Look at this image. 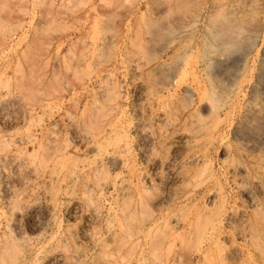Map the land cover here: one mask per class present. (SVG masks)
Returning <instances> with one entry per match:
<instances>
[{"label": "rangeland", "instance_id": "rangeland-1", "mask_svg": "<svg viewBox=\"0 0 264 264\" xmlns=\"http://www.w3.org/2000/svg\"><path fill=\"white\" fill-rule=\"evenodd\" d=\"M175 1L178 3H176ZM217 1H215V0H206V1H204V0H0V97H1L0 98V114H1L0 115V129H2V130H0V133H1V136L3 137L4 141L6 142V144L9 146L17 145L20 147H22V144H23V147H24V142L23 141L20 142V140L23 138H28L30 135H31L30 138H33V137L35 138V136H36L37 140L40 139L39 141H43L44 143H46L45 142L46 137L49 138L51 135V132H53L51 135V136H53V137H51L53 139L54 135L56 137V134H54V133H56V131H57L56 130L57 125L58 126L61 125L60 119L64 115L62 112V109H65V108H67V109H65V111L67 110V111H69V113H75V118L80 123L88 122V121L92 120L94 114L96 115V113L98 112V110L96 109V106L93 102V99H92L94 96V93H93L94 88L96 89V90L94 89L95 92L98 91L99 89H101V90L103 89L104 91H107V93H108V91L111 90L114 94L115 93L121 94V96L123 97V101H124L125 105L128 106V109L132 113V116H133L134 113L132 111L134 109L133 108L134 105L140 103L141 97L143 98V96L141 95V93L138 90V88L136 87V85L138 83H141V84L145 85V88H149L150 90H152L151 92H154V90H155V92H157L159 90L161 91L162 90L161 87L163 88L164 85H167L168 83H170V81H169L171 79L170 74H169L170 69L168 70V68L173 67L175 65V63L179 61V59L181 57L180 55H182V57H183V55H186V56H188L189 59H195V58L199 57V52L197 50H196L197 52L194 51V54L189 53L191 50L189 48H191V47L193 49H195V47L197 46L196 49H198V50H199V48H201L200 53H202L204 46L208 47L211 43L212 44L210 46H212L213 44H214L213 46H216L217 43L213 42L212 36L215 33L214 32L215 29H216L217 33L220 31V26L224 25V21L226 20L225 24H228L226 26V28L224 25L225 33L227 34L226 36L230 35L229 37H231V38L236 36L235 38H233L234 40L231 39L232 40V47L230 50H228V52L230 51L229 54L227 51L226 52L224 51L225 55L223 54V52H221L224 58H226V55L228 54L227 57L228 58L230 57L229 59H231V60H229L228 58L227 59L229 61H232V62H228L230 67H231L230 72L234 73L237 70L236 67H235V69H232V68H234L232 66H233L234 60H235L234 66H237L236 63L239 62V60H237V59H240V56L242 54H244V55L249 54L250 55V56L248 55V57H247L248 64H250L249 65L250 68L247 69L246 72L244 71L241 74L242 76L237 79V83L234 87H232V88L229 87L230 89H232V90H230V92L228 91L229 88L226 84L225 85L223 84L224 87L221 84L222 85L221 86V92L222 93L224 92V93L223 94L220 93L218 100H216V102H215L216 103L215 105L223 110L222 111L223 114L225 111H227L228 107L231 104L233 106V103H234V105H237V107L240 109L239 110L238 108H236V110H239V111L235 110L234 115L232 117H230L231 119L230 118L226 119L224 116L225 114L223 115L221 113L222 114L221 125H223V126H220V127H222V131H224L223 134L226 135L225 141H224L226 145L228 144L233 150L239 149L242 151V150L247 149V144H248L247 142L250 139L249 138L250 134L255 133L256 130L253 129V127L257 126L256 125L257 123L256 122L253 123L252 121L250 123L249 122L250 118H248L244 114H247L248 108H249V110L261 108L262 111H264V109H263L264 104H262V103H264V67H263L264 66V23L260 22V25L257 26V22H256V21H258L256 19H258L262 15L261 12H262V9L264 8V5H263L264 0L261 2H259L260 0L259 1L256 0V2L257 1L259 2V3L257 2L258 6L256 5L257 9L255 8L256 6H254L255 5L254 4L252 6L254 8L250 7L246 10L248 13L246 11H244V13H243L242 11L237 9L236 7H233L232 5L234 4L235 0H227V1L226 0H219L218 2ZM222 1H223V3H221ZM213 2L215 4V7H214ZM202 4H204L205 7H204V5L202 6ZM226 4H227V7L219 8L221 5L225 6ZM199 5H200V7H199ZM259 6L262 9L259 8ZM213 7H214V9L216 8V10H214ZM211 8H212V10H211ZM230 8H232V9H230ZM221 9H223L224 11ZM253 9H256L257 11L253 10ZM201 10H203V11L201 12ZM208 11L209 12L214 11V13L212 14L211 12L209 13ZM218 11H221V13ZM263 11H264V9H263ZM190 12H192V13H190ZM234 12H236V13H234ZM186 13L187 14L189 13L190 15L189 14L186 15ZM199 13H200V15H199ZM194 14L197 17L195 24H193L194 22L191 21V19H192L191 16ZM231 14H232V17H231ZM209 15H214V16L208 17ZM257 15H259V16L257 17ZM198 16H199V18H198ZM242 16H244V17H242ZM245 16H248V17H245ZM200 17L202 18L201 20H200ZM216 17L218 20L220 18V20L222 22L220 20H219L220 23L218 21H216ZM228 17H229V19H228ZM210 18H212V19H210ZM214 18H215L216 22H214ZM224 18H225V20H224ZM234 18H236L237 21ZM231 19L232 20L234 19L236 21V23L238 22V24L234 23L235 21L232 22ZM184 20H186V21H184ZM177 21H178V24H177ZM228 21L230 23H228ZM245 21L247 23H245ZM187 22H189V23H187ZM231 22H232V25L233 24L239 25L241 28V31H238V30H240L239 26L237 28L236 25H235L236 27L234 25L233 26L230 25ZM202 23H203V25L205 24L204 25L205 28L203 27V25H201ZM206 23H207V25H206ZM239 23H241V24H239ZM184 24H188V25H184ZM209 24H210V26H209ZM214 24H216V25H214ZM177 25H179L180 28ZM189 25L191 27H189ZM181 26L184 27L183 28L184 31H183ZM215 26H217V27H215ZM261 26H262V28H261ZM230 27H232V29L234 28L235 32ZM256 27H258V28H256ZM187 28H189V29H187ZM190 28H191V30H190ZM210 28L212 29V31ZM228 28H230V29L228 30ZM255 28H256V30H255ZM213 29H214V31H213ZM207 30H210V31H208V33H207ZM230 30L232 32H230ZM248 30H249V33L251 30H255V32L257 34L255 33L254 35L257 36L256 37L257 39L254 37V35L247 34ZM227 31H229V32L227 33ZM209 32L211 35H208ZM230 33H232L233 35H231ZM242 33H243V35H242ZM205 34H207V35H205ZM249 36H251V37H249ZM252 37H254V38H252ZM243 38L246 41H244ZM250 38H252V39H250ZM110 40H112V41H110ZM207 40H208V42H207ZM107 43H108V46H107ZM183 44H185L187 47ZM188 44H190V45H188ZM99 47H100V49H99ZM240 47H242V48H240ZM167 48H169V49H167ZM185 50L186 51L189 50V51H187V53H186ZM243 50H245L246 52ZM160 51H162V52H160ZM81 52H83V53H81ZM179 52H181V53L179 54ZM208 52H210V51L208 50ZM90 53H92V54H90ZM175 54L178 56H176ZM189 54L192 56L190 57ZM85 55H87V56H85ZM79 57H80V59H79ZM173 58H175V59H173ZM83 59H85V60L83 61ZM91 59H92V61L90 62L89 60H91ZM137 59H138V61H137ZM79 60H82V61H79ZM86 60H87V62H85ZM175 60H176V62H175ZM251 60H253V61H251ZM101 61H103V62H101ZM167 62H168V64H166ZM80 63H81V65H80ZM84 63H89V64H84ZM129 63L130 64L133 63L132 66H130ZM135 63H137L138 65ZM230 63L232 64V66ZM251 63L253 64L252 68H251V66H252ZM164 64L167 65L168 67L167 66L165 67ZM74 65H75V67H74ZM129 66H130V68H129ZM157 66H159V67H157ZM117 67H118V69H117ZM133 68H134V70H133ZM141 68H144V69H141ZM158 68H159V70H158ZM135 69L137 71H139L141 69V71H139L137 73V71H135ZM160 70H161V72H159ZM166 70H168L169 73ZM232 70L233 71L235 70V71L233 72ZM131 72L135 75H133ZM146 72H147V74H146ZM246 73H248V74H246ZM245 78H247V79L244 80ZM137 79H139V81H137ZM161 79H162V81H161ZM108 80H110L109 81L110 83L108 82ZM92 81H93V86H92ZM99 81H101V82H99ZM248 81H250V82H248ZM98 83H99V85H98ZM134 83L136 85H134ZM71 84H73V85H71ZM89 84H91L90 88H92V87L93 88L89 89V91H91L90 95L87 94V95H89L88 101L92 103L93 107L90 103H88V105H87L88 108L87 107L85 108L84 106H85L86 102H83L82 105L80 106V110L75 111L74 100L77 101L79 98H81L84 95V93H86L84 91H85V88H87V86ZM109 84H110V86H108ZM66 85H67V87H66ZM94 85H95V87H94ZM81 87H83V88H81ZM105 87H107V88H105ZM108 87H110V89ZM118 87L119 88L121 87V88L119 89ZM237 87H240V88H237ZM222 89H223V91H222ZM240 89H241V91H240ZM62 91H65V94ZM68 91H69V93H68ZM80 91H81V93H80ZM118 91H119V93H118ZM75 92H77L80 96H78V94ZM126 92H127V94H125ZM50 93H51V95H50ZM74 94H75V96H74ZM226 95H228L229 99ZM62 96H65L64 101L67 99L63 103L60 100V98ZM138 96H140V97H138ZM167 96L168 95L164 94L163 95V97H164L163 101L160 102L159 104L155 105V108L157 110H162V106H163V111H166L168 108L172 109L175 104L176 105L180 104L179 107H182V108H184V106L186 107V105H187V107L190 105L187 98L184 97L183 92L179 93L178 98H171L170 99L169 96L168 97ZM231 96L232 97L234 96L235 98L233 97L234 98L233 99V98H231ZM74 97H76V98H74ZM177 99H179V100H177ZM183 99H184V103L187 102L186 105L183 104L184 106H182ZM5 100L7 101V103ZM58 100H60V101H58ZM98 100H100V102H99L100 104L103 102V100H106L107 103L104 102L105 104L102 103V105H106V104L108 105L109 104L108 102L110 99L108 96L107 99L101 97ZM172 100L174 101V104H172ZM181 101H182V103H181ZM47 102H48V104H50V108L47 107V106H49V105H47ZM170 102L172 105H170ZM224 102H225V104H224ZM59 103H61L62 105ZM245 104L246 105L248 104L250 106H248V105L245 106ZM167 105H168V107L166 109L165 107ZM239 105L242 107H240ZM1 106H2L3 110L5 109L7 111H2ZM4 106H6V107H4ZM71 106L73 107L72 109H71ZM170 106H172V107H170ZM245 107L247 109H245ZM89 108H90V110H89ZM243 110H244V112H243ZM168 111L169 110H167L166 112H168ZM27 112H29V113H27ZM57 112H59V114ZM25 113H27V114L25 115ZM77 113H78V115H77ZM3 114H4V116H3ZM7 114L8 115L10 114V115L8 116ZM79 114H80V117H82L83 119L85 117V119L82 120V118L79 117ZM81 114H82V116H81ZM238 114H240V115H238ZM263 114H264V112H263ZM6 115L8 118H10L11 121L6 117ZM29 115H30V117H29ZM135 116L141 117L140 113H135V115L133 117H135ZM223 116H224V118H223ZM48 118H50V119H48ZM88 118H89V120H88ZM244 118H247V119H244ZM213 120H214V118H208L207 117L206 123L207 124L210 123V125H212L211 122H215V120L214 121ZM154 121L155 122H153V129L155 128L154 131L156 134L159 131L158 127H160V125H162L164 129L165 128L170 129L169 123L166 122L165 120H163V123L162 122L159 123L157 120H154ZM164 122L166 123V125H163V124H165ZM154 123H157L156 125L159 124V126H156ZM227 123H228V125H227ZM229 123L231 124L230 127H229V125H230ZM224 125H225V128H223ZM51 126L52 127L54 126L53 127L54 129ZM249 126H250V129L248 128ZM55 127H56V129H55ZM236 127L239 128V130L235 129ZM46 128H48V129H46ZM3 129L7 132L3 131ZM157 129H158V131H157ZM240 129H242V130H240ZM252 129H253V131H252ZM53 130H56V131H53ZM245 130H247V131H245ZM1 131H3V132H1ZM9 131L11 133L12 132L13 133L11 134ZM89 131L91 133L93 131H95L94 127H92V129L90 128ZM242 131H243V134H245V135L242 134ZM259 131L260 132L262 131L264 133V127L262 129H259L257 132H259ZM24 133H25V135L23 136ZM9 134H11V135H9ZM235 134H239L240 138H237V137H239V135L236 136ZM233 135H235V136H233ZM247 135H249V136H247ZM227 137H228V139H227ZM8 138H9V140H8ZM5 139H7L8 141ZM246 139H248V140H246ZM17 140H19V142ZM12 141H14L15 144ZM132 141L134 142V143L132 142L133 143L132 144V149H133L132 152L133 151L134 152L130 158V161H131L130 165L133 166L134 168L138 167L137 169H139V170L141 169V171L144 172V174L147 173L148 175L146 174V176H149V179L150 180L153 179V181H154L153 182L151 180V182L153 183V186H155V188L157 187L155 190L157 192H161L163 190V188H161V187H163V186L160 184L159 179H157L155 176L152 175L153 174L152 169L150 168L149 165H147L146 159L141 156L142 153L137 152L138 145H139V143H138L139 138L133 136ZM262 148H264V147H262ZM32 149L36 155L34 154ZM156 149L158 150V152H161L159 154H162L163 157L165 156V154L168 156H171L172 151L169 153H166L165 150H161V149L159 150L158 147ZM35 150H38V149L37 148L36 149L30 148L26 152L27 154L30 153L29 156H31V158L34 157L33 161H34V159H36L37 156L39 157V153L38 152L36 153ZM177 151H178L177 153L179 154V152L182 151V149L179 148V149H177ZM221 151H222V148H221V150H218L217 146H216L213 148V150L211 148V150H210L211 153L209 152V159L212 162V165L216 170H219L218 163L222 162V159H223ZM92 155L94 156V155H98V154L97 153H95V154L89 153L87 146L84 145L80 154L77 155L75 160H77L78 162H81V161L87 160L89 157H92ZM242 156L243 155L238 154L236 162L242 166H245V165L250 166L251 163L249 161L248 162L246 161L245 156H243V157ZM135 161H136V163H135ZM30 162H32V161H30ZM8 166H10V165H7L6 175L9 177L8 182H10V184H12V185L14 184V186H15L16 191L15 190L14 191L16 194H14V195H15L16 199H14V197H13L14 202L11 204V206L8 205L6 202V199H4L3 192H1L2 186L0 185V187H1L0 188V192H1V194H0V205H1L0 206V213H1L0 214V221H1L0 225L2 223V225L0 226V228L2 227L1 228V231H2L1 235L3 236V233H7L9 230L12 231V230L16 229V231H17V229L20 228L22 230L18 229V231L16 232L17 234H20L19 237L21 236V234H22V236H24L23 234H26L23 237L24 239L29 238L31 240H36V241L32 242L31 240L28 239V241H26L27 245H30V246L35 245V247H40V243H41L40 241L42 239L41 237H43L46 240L47 249L49 251L52 250L53 254L56 253L54 251H56L55 250L56 247L59 246L60 244H62V246H61L62 249L64 248L65 250L69 249V247L73 249L74 248L73 246H75V247L77 246L76 247L77 249L79 247V251L82 254V257L80 255V257H79L80 259H78V260L81 262L79 263V261L77 260L76 262L73 261L69 264H155V262H156V264H264V190L263 191L255 190L254 189L255 187L253 186L255 184V182H253L254 180H259V181L262 180L261 182L264 183V173H259L257 171V169H255V168H253V170H251V175H249V177L245 178L244 181H242V182L240 181L242 183L241 189H237L234 186H232V184L227 179H225L223 176L220 177L221 178L220 179L221 180V186H220L221 193L223 195L227 196L226 203L225 204L221 203V204L217 205L216 207L206 208V209H205V207H206L205 204H200L199 207H197V208L203 212H206V210L208 209L207 211L210 212V218L208 220H205V221L193 223L191 226H185L183 228L184 230H182V231L192 232V235L194 234L193 237L191 236L190 238H178V237L173 238L170 236H166V233L171 230V227L169 228L168 225L163 224V223H160L158 226H156V228H154L155 230H153L152 236L146 237L143 235H137V233H136L137 230L140 231V229H142V228L148 229L150 226L149 223L147 222L148 221L147 211L138 210L139 213L137 212L136 214H138V217L140 215V217L142 219L144 218V220L141 219V222L140 221H134L133 226H136V227H132V223H130V224L126 223L125 224L124 222H122L123 220H122L121 216L123 213L122 214H120V213L123 212V210L127 207V206L124 207V203H123V201H121V199H124L123 195H122V193H123L122 189L126 185L129 184V180H130V177L128 175V170L126 168H124V169L123 168L116 169L114 167H112L113 169L108 168L110 173H111V176L112 177L118 176L117 177L118 179L116 178V180L111 181L107 184V186H108L107 188H109L108 190L106 188H104L103 190H101L99 192L98 195H96V197L94 196V198H96V201H97L95 203V207L97 206L96 208H98V210H99V212H97V214H99V216H100V217L98 216L95 219L93 217H90L91 216V213L89 212L90 209L85 203H83V200H82L83 194H82V191L80 190L82 188L80 186L77 187L78 189L75 187L76 188L75 189L71 185V186H68L67 187L68 189H67L65 187V185L62 184V186H61V183H59V181L55 180V182H53L56 177L54 176L50 180L49 177L51 176V172H50L51 169L48 170L49 172L48 171L46 172L47 174H45L41 177L39 176L36 179L35 176L32 175L30 173V171H28L27 168H24L22 174H20V175H22L21 176L22 179H21L20 175L18 176L19 173L16 171L17 175L15 177V174L13 175V173H15V170L13 168H11V166L10 167H8ZM251 167H252V165H251ZM9 168H10V170H8ZM25 169H27V172ZM250 169H252V168H250ZM9 171H11V172H9ZM24 171H25V175H24ZM115 173H116V176H115ZM28 174L31 176H29ZM10 175H12V176L10 177ZM23 175H24V177H23ZM26 176L28 178H26ZM18 177L20 179H18V181H17L16 179ZM13 178H14V180H13ZM23 178H25V179H23ZM30 178H32V180H28ZM124 178H125V181H127L126 183L124 181ZM246 179L249 180V181L247 180L248 181L247 183H245ZM0 180H1V177H0ZM21 180H24V181H21ZM25 180H27V181H25ZM33 180L36 182H34ZM120 180H122V181H120ZM123 181L125 184L123 183ZM155 181H157L158 183ZM251 181H252V183H251ZM18 182H20V183H18ZM23 182L25 185L22 184L20 187L17 186ZM27 182L31 183L32 187ZM114 182L117 183V184L115 183L117 189L119 187L121 188V189L120 188L118 189L119 191L121 190L120 193H118L119 191L118 192H112V188H113L112 183H114ZM120 182H122V183H120ZM15 183H16V185H15ZM26 183H27V186H26ZM54 183H56V185ZM154 183H155V185H154ZM248 183H249L250 188L252 187L251 191H253V193H252L253 195H251V197L254 196V198L249 197L250 193L246 192L244 190V188L248 185ZM0 184H1V181H0ZM36 184L39 188L35 187ZM46 184H47V186H45ZM118 184H121L122 186L121 185L119 186ZM43 185L45 186L44 189L42 188ZM53 185L59 186L60 188L55 187ZM243 185L244 186L246 185V186L243 187ZM49 186H50V188H48ZM194 186H195L194 183L192 185L190 184L188 186L190 188H188L186 186V189L188 188L187 191L189 192V191L197 190L198 188L196 186H195L196 187L195 188ZM16 187H17V189H16ZM29 187H30V189H33V190H30ZM20 188H22V189H20ZM40 188H41V190H38ZM70 188H71V191L74 189L76 191L78 190L77 192H79V191L80 192L77 193L76 191H73V192H75V196H74L73 192L70 193L71 192L69 190ZM192 188H194V189H192ZM246 188H248V186ZM250 188H248L249 191H250ZM25 189H27V191ZM105 189H106V192H105ZM189 189H191V190H189ZM18 190L21 192H19ZM42 190H44V191H42ZM25 191L29 195H27V194L24 195ZM28 191L29 192L34 191V193H31V192L29 193ZM45 191H46V193H45ZM66 191H67V194H66ZM103 191L106 195L103 193ZM187 191L184 192V191L180 190V193H184L183 195H185L186 193H188ZM61 193H62V195H61ZM109 193H110V195H109ZM64 194H65V198H64ZM70 194H72L74 199ZM76 194H77V196H76ZM119 194H120V196H119ZM157 194H159V193H157ZM35 195L36 196L39 195L43 199L40 198L39 196L36 197ZM48 195H50V196H48ZM23 196H25V197H23ZM109 196H113V197L115 196V198L117 197L116 198L117 203H116V201H114L115 198L109 197ZM20 197H21V199H20ZM60 197L61 198L63 197V198L61 199ZM92 197H93V195H92ZM17 198H18V200H17ZM52 198H53L52 202L56 206V211H55L54 218L48 219L46 213H44L45 211H43L44 209L41 208V206H42L44 199L49 200ZM103 198H104V200H103ZM37 199H39V200H37ZM253 199H255V200H253ZM72 200H73V202H72ZM98 200H100V201H98ZM112 200H113L114 205L113 204H111V205L113 208L110 207L111 206L110 203H112ZM15 201H16V203H15ZM18 201H19V203H18ZM67 201H68V203H67ZM106 201H107L108 205L106 204ZM24 202L25 203L27 202V203L25 204ZM28 203L31 206H29ZM36 203L38 205H34ZM81 203H83L84 205ZM13 204H15V206ZM23 204H25V205H23ZM118 204L120 206L123 205L122 210ZM21 205H23V207H20ZM98 205H100V206L98 207ZM105 205H106V207H105ZM203 205L205 207H203ZM224 205H226L225 208H224ZM24 207H25V209H24ZM131 207L129 208V210L135 211L133 204L131 205ZM7 208H9L10 210ZM22 208L26 211L23 212L24 210ZM39 208H41V209H39ZM101 209L103 211H101ZM224 209L228 213L227 216H229L230 219L225 220L222 224H218L216 221H214V219L216 217L222 215L224 212ZM4 210L5 211L7 210V211L5 212ZM39 210H40V212L42 211L43 215L41 213H38ZM193 210H194L193 205L188 206L184 209V213L190 212ZM107 211H109L110 213H107ZM115 211H116V213H115ZM134 211H131V212L133 213ZM9 212L12 214H10ZM29 212H30V214H29ZM112 212L114 213V215ZM13 213H14V215H13ZM15 213H16V215H15ZM140 213H142L143 216ZM34 214H36V215H34ZM87 215L88 216L90 215V216L88 217ZM101 215H102V217H101ZM109 215H112V217L111 216L109 217ZM1 217H4V218H1ZM45 217H47V218H45ZM20 218L23 220H20ZM4 219L6 222L4 221ZM17 219L19 221H17ZM52 220H55V221H52ZM99 220H101V221H99ZM120 220H122V221L120 222ZM145 220H146V222H144ZM94 221H96V222H94ZM7 222H9V223H7ZM50 222H53V223H50ZM119 222H120V224H119ZM10 223H12V224H10ZM43 223H44V226H43ZM45 223H47V225L49 226V227L47 226L48 229H47ZM54 223L56 224V226H54L55 225ZM92 223H93V225H92ZM95 223L97 226L95 225ZM20 224H21L22 228H21V226H19ZM11 225H14V226H11ZM121 225L123 226V228L121 227ZM9 226H10V228H9ZM44 227L46 228L45 230H44ZM51 227H52V229H55V231L52 230ZM124 228L126 229V232H125ZM159 228H160V230H159ZM166 228H169V229H166ZM57 229H58V231H57ZM21 231H23L25 233H22ZM134 231H135V233H134ZM156 232H158V234ZM212 232H215L218 237L216 236V238H214L213 240H210L209 237H210V234ZM40 233H41V235H40ZM94 233H96V234H94ZM97 233L100 236H98ZM131 233H132V235H131ZM58 234H60V235H58ZM33 236H36V238L34 237V239H33ZM38 236H39V238H38ZM55 236H56V238H55ZM120 239H121V243H120ZM62 240L63 241L65 240L68 242H65V241L63 242ZM35 242H37V243L35 244ZM91 242H93V243H91ZM99 242H100V244L102 243L101 246L99 245ZM103 242H105V246H104ZM33 243H34V245H33ZM55 243H57V245ZM64 243L65 244L67 243V244L65 245ZM71 243H73V244H71ZM80 244H82V245H80ZM130 245L132 247H130ZM66 247H68V248H66ZM80 247H81V249H80ZM101 247H103V248H101ZM72 249H69L67 251L68 252L72 251ZM57 251H58L57 253L61 252L59 249ZM123 252H125V253H123ZM132 259H134V260H132ZM121 260H122V262H121ZM117 261H118V263H117ZM41 262H43V260H41Z\"/></svg>", "mask_w": 264, "mask_h": 264}, {"label": "bare ground", "instance_id": "bare-ground-1", "mask_svg": "<svg viewBox=\"0 0 264 264\" xmlns=\"http://www.w3.org/2000/svg\"><path fill=\"white\" fill-rule=\"evenodd\" d=\"M206 1V0H204ZM217 1V0H215ZM219 1V0H218ZM217 1V2H218ZM227 1V0H226ZM259 1V0H258ZM257 1V2H258ZM263 0H260L259 2H261ZM176 2V1H175ZM216 2V3H217ZM256 0H235L234 4L232 5L233 7H236L237 9H239L240 11H242L244 13V11H246L248 8L252 7L254 4V6L257 5ZM258 2V3H259ZM178 3V2H176ZM182 3V2H181ZM184 3V2H183ZM207 3V2H206ZM205 3V4H206ZM223 3V1L221 2ZM220 3V4H221ZM226 3V2H225ZM228 3V2H227ZM201 4V3H200ZM214 4V2H213ZM204 4H202L203 6ZM219 5V4H218ZM231 5V4H230ZM264 5V4H263ZM183 6V5H182ZM213 6V5H212ZM217 6V5H216ZM258 6V5H257ZM257 6L255 7L257 9ZM173 7V6H172ZM179 7V6H178ZM200 7V5H199ZM205 7V5H204ZM203 7V8H204ZM215 7V4H214ZM213 7V9H214ZM223 7H227V4L221 5L219 8H223ZM232 7V8H233ZM230 8V9H232ZM254 8V7H252ZM251 8V9H252ZM259 8H261L259 6ZM258 8V9H259ZM201 9V8H200ZM229 9V10H230ZM253 9V10H256ZM262 9V8H261ZM264 9V8H263ZM262 9L261 12V16L256 19L258 21L257 22V26L260 25L261 23H264V11ZM212 10V8H211ZM216 10V8L214 9ZM220 10V9H219ZM223 10V9H221ZM203 10H201L202 12ZM224 11V10H223ZM228 11V10H227ZM232 11V10H231ZM237 11V10H236ZM257 11V10H256ZM194 12V11H193ZM196 12V11H195ZM209 12V11H208ZM211 12V11H210ZM209 12V13H210ZM216 12V11H215ZM221 13V11H218ZM247 12V11H246ZM192 13V12H190ZM197 13V12H196ZM195 13V14H196ZM207 13V12H206ZM205 13V14H206ZM212 14L214 13L211 12ZM236 13V12H234ZM240 13V12H239ZM238 13V14H239ZM242 13V14H243ZM248 13V12H247ZM253 13V12H252ZM251 13V14H252ZM189 14V13H188ZM186 13V15H188ZM192 15L191 16V21H193L195 24L196 22V16ZM198 14V13H197ZM204 14V15H205ZM217 14V13H216ZM241 14V15H242ZM246 14V13H245ZM250 14V15H251ZM259 14V13H258ZM185 15V16H186ZM190 15V14H189ZM200 15V13H199ZM203 15V14H202ZM208 15V14H207ZM218 15V14H217ZM223 15V14H222ZM227 15V14H226ZM248 15V14H247ZM210 16H214V15H209ZM220 16V15H219ZM259 15H257L258 17ZM204 17V16H203ZM232 17V14H231ZM230 17V18H231ZM244 17V16H242ZM241 17V18H242ZM248 17V16H245ZM199 18V16H198ZM226 18V17H225ZM224 18V20H225ZM175 19V18H174ZM185 19V18H184ZM189 19V18H188ZM202 18L200 17V20ZM204 19V18H203ZM212 19V18H210ZM222 19V18H221ZM229 19V17H228ZM236 19V18H234ZM232 20L235 21V20ZM243 19V18H242ZM246 19V18H245ZM244 19V20H245ZM220 20V18H219ZM216 17V21H219ZM223 20V21H224ZM230 20V21H231ZM239 20V19H238ZM241 20V19H240ZM174 21V20H173ZM186 21V20H184ZM206 21V20H205ZM212 21V20H211ZM215 18H214V22ZM226 21V20H225ZM224 21V25L225 28L228 24H225ZM237 21V19H236ZM236 21L234 23H236ZM242 21V20H241ZM190 22V21H189ZM187 22V23H189ZM204 22V21H203ZM208 22V21H207ZM222 22V21H221ZM232 22L230 25H232ZM244 22V21H243ZM185 23V22H184ZM228 23H230L228 21ZM242 23V22H241ZM239 23V24H241ZM245 23H247L245 21ZM259 23V24H258ZM178 24V21H177ZM183 24V23H182ZM211 24V23H210ZM209 24V26H210ZM213 24V23H212ZM223 24V23H222ZM238 24V22L236 23ZM235 24V25H236ZM184 25H188V24H184ZM203 25V23L201 24ZM205 25V24H204ZM203 25V27H204ZM207 25V23H206ZM216 25V24H214ZM213 25V26H214ZM224 25L220 26V31L217 33L216 29L213 31L216 33H214V35L212 36L213 42L217 43L216 46H204L202 53H200L201 48L196 49L197 46L195 47V49H193L192 47L189 48L190 50V54H194L195 52H199V57L195 58V59H189L188 56L186 55H180V59L178 62H176L175 60V65L171 68H168V70L170 69V73L168 72V70H166L169 74H170V83H168L167 85H164V87L162 88L161 86V91H157L155 92H151L152 90H150L149 88H145V85L138 83L137 85L134 83V85H136V87L138 88V90L140 91L141 95L143 96V98L141 97L140 99V103L134 105V109H133V113L135 115V113H140L141 117H133L132 113L129 111L128 106L125 105L124 101H123V97L121 96V94H114L111 90L108 91H104L103 89H97L98 91H94L93 89V102L96 106V109L98 110V112L96 113V115L94 114L93 119L88 121V122H83L80 123L78 120H76L75 118V113H69V111H65V109H62L63 112V117H61L60 119V123L61 125H57V129L55 127V129L57 130H53L56 131V137L54 135V138L52 139L51 136L53 132H51V135L49 138L46 137V143H44L43 141H39L35 138H30L31 135L28 138H23L20 140L24 142V147L22 144V147L17 146V145H7L6 142L4 141L3 137L1 136L0 133V177H1V186H2V191L3 195H4V199H6V202L8 205L11 206V204L14 202L13 201V197L14 199H16L15 195V186L14 184H10V182H8V176L6 175V168L7 165H10L11 168H13L15 170V173H13V175L15 174L16 177V171L19 173L18 176L20 174H22L23 169L27 168L28 171H30V173L32 175L35 176V178L37 179V177H41L45 174H47L46 172L50 170L51 172V176L49 177L50 180L51 178H53L54 176L56 177L54 179L53 182H55V180L59 181V183L65 185V187L67 188L68 186H73V188H77V187H81L82 189H80L82 191L83 194V203H85L89 209H90V213L91 216L93 218H97L99 216V214H97V212H99L98 208L95 207V203L96 198H94V196L96 197V195L99 194V192L101 190H103L104 188H106L107 190L109 188H107V184L111 181L116 180V177H112L111 173L109 171L108 168H116V169H120V168H126L128 170V175L130 177L129 180V184L126 185L123 189H122V195L124 199H121V201H123L124 203V207L127 206L123 212H121L120 214H122V220H120V222H124L125 224H130L132 223V227H136L133 226L134 221H140L141 222V217L138 214H136L138 212V210L140 211H147L148 215H147V219H148V223H149V228L148 229H140V231H136L137 235H143L146 237L152 236L153 235V230H155L154 228H156V226H158L160 223L166 224L169 226V228L171 227V230L169 232L166 233V236H170V237H178V238H190L192 235V232H188V231H182L184 230L183 228L185 226H191L193 223L196 222H201V221H205L208 220L210 218V212L206 210V212L201 211L200 209H198L197 207H199L200 204H205L206 207L203 205V207L206 208H213L216 207L219 204H225L226 203V199L227 196L223 195L221 193V178L220 177H224L225 179H227L232 186H234L237 189H241L242 186V181H244L245 178L249 177V175H251V170H253V168L257 169V171L259 173H264V133L261 131L257 132L259 129H262L264 127V114L261 108L259 109H250L248 108L247 114L246 115L248 118H250L249 122L251 123V121L254 123L256 122L257 126H254L253 129H255V133L254 134H250V139H246L248 140V144H247V149L245 150H233L228 144H225V134L224 131H222V127L221 125V118H222V114H223V110L220 109L218 106H216L215 102L216 100H218V97L220 95L221 92V86L224 84H226L229 87H234L237 83V79L240 78L242 75V73L245 71H247V69H249V65L248 61H247V57L248 55H244L242 54L240 56V59L237 64V66H234L235 64V60L233 63V66L231 64L232 69H235V67L237 68V70L234 73H231V67L229 65L228 62H232L229 61L231 59H229L227 56L229 54L228 50L231 49L232 47V40L233 38H235L236 36H234L233 38L226 36L227 34L225 33V29H224ZM234 25V24H233ZM232 25V26H233ZM234 25V26H235ZM179 27V25H177ZM183 26V25H182ZM181 26V27H182ZM194 26V25H193ZM192 26V27H193ZM196 26V25H195ZM199 26V25H198ZM212 26V27H213ZM237 28L239 25H236ZM235 26V27H236ZM243 26V25H242ZM255 26V25H254ZM177 27V28H178ZM188 27V26H187ZM189 27H191L189 25ZM208 27V26H207ZM217 27V26H215ZM219 27V26H218ZM260 27V26H259ZM180 28V27H179ZM184 27H182L183 29ZM205 28V27H204ZM209 28V27H208ZM207 28V29H208ZM232 29V27H230ZM228 28V30L230 29ZM236 28V29H237ZM240 28V26H239ZM253 28V27H252ZM258 28V27H256ZM255 28V30H256ZM262 28V26H261ZM260 28V29H261ZM189 29V28H187ZM201 29V28H200ZM211 29V28H210ZM248 29V28H247ZM246 29V30H247ZM259 29V30H260ZM179 30V29H178ZM186 30V29H185ZM191 30V28H190ZM206 30V29H205ZM234 31V28L232 29ZM255 30H251L249 33V30L246 32L247 34H251L254 35L256 32ZM184 31V29H183ZM210 30H207V33ZM212 31V29H211ZM241 31V28L240 30ZM244 31V30H243ZM242 31V32H243ZM258 31V30H257ZM261 31V30H260ZM187 32V31H186ZM185 32V33H186ZM197 32V31H196ZM229 31H227L228 33ZM230 32H232L230 30ZM235 32V31H234ZM233 32V33H234ZM237 32V31H236ZM175 33V32H174ZM182 33V32H181ZM184 33V32H183ZM241 33V32H240ZM259 33V32H258ZM192 34V33H191ZM190 34V35H191ZM231 35H233L232 33H230ZM245 34V33H244ZM257 34V33H256ZM207 35V34H205ZM208 35H211L210 32ZM239 35V34H238ZM243 35V33H242ZM245 36V35H244ZM191 37V36H190ZM247 37V36H246ZM245 37V38H246ZM251 37V36H249ZM254 37L256 38L257 36L254 35ZM252 37V38H254ZM105 38V37H104ZM193 38V37H192ZM250 38V39H252ZM194 39V38H193ZM196 39V38H195ZM202 39V38H201ZM209 39V38H208ZM240 39V38H239ZM244 39V38H243ZM248 39V38H247ZM257 39V38H256ZM206 40V39H205ZM234 40V39H233ZM109 41V40H108ZM112 41V40H110ZM197 41V40H196ZM244 41H246L244 39ZM252 41V40H251ZM206 42V41H205ZM208 42V40H207ZM206 42V43H207ZM234 42V41H233ZM238 42V41H237ZM50 43V42H49ZM84 43V42H83ZM89 43V42H88ZM241 43V42H240ZM90 44V43H89ZM205 44V43H204ZM239 44V43H238ZM104 45V44H103ZM174 45V44H173ZM185 45V44H183ZM190 45V44H188ZM108 46V43H107ZM186 46V45H185ZM201 46V45H200ZM241 46V45H240ZM247 46V45H246ZM139 47V46H138ZM187 47V46H186ZM185 47V48H186ZM237 47V46H236ZM107 48V47H106ZM163 48V47H162ZM242 48V47H240ZM251 48V47H250ZM86 49V48H85ZM100 49V47H99ZM143 49V48H142ZM169 49V48H167ZM177 49V48H176ZM181 49V48H180ZM234 49V48H233ZM237 49V48H236ZM246 49V48H245ZM104 50V49H103ZM139 50V49H138ZM146 50V49H145ZM162 50V49H161ZM179 50V49H178ZM197 50V51H196ZM208 50L210 52H208ZM241 50V49H240ZM59 51V50H58ZM100 51V50H99ZM186 51V50H185ZM189 51V50H187ZM186 51V53H187ZM224 51L228 52V54L226 55V58L223 57L222 53L224 54ZM245 51V50H243ZM249 51V50H248ZM101 52V51H100ZM162 52V51H160ZM232 52V51H231ZM246 52V51H245ZM83 53V52H81ZM147 53V52H146ZM181 52H179L180 54ZM233 53V52H232ZM236 53V52H235ZM240 53V52H239ZM242 53V52H241ZM92 54V53H90ZM178 54V53H177ZM189 56L191 57L192 55ZM251 54V53H250ZM155 55V54H154ZM176 55V54H175ZM198 55V54H197ZM201 55V56H200ZM225 55V54H224ZM233 55V54H232ZM79 56V55H78ZM87 56V55H85ZM178 56V55H176ZM194 56V55H193ZM250 56V55H249ZM234 57V56H233ZM78 58V57H77ZM84 58V57H83ZM90 58V57H89ZM96 58V57H95ZM229 60H228V59ZM80 59V57H79ZM130 59V58H129ZM134 59V58H133ZM175 59V58H173ZM236 59V58H235ZM85 59H83L84 61ZM116 60V59H115ZM249 60V59H248ZM82 61V60H79ZM90 62L92 61L89 60ZM138 61V59H137ZM148 61V60H147ZM165 61V60H164ZM253 61V60H251ZM75 62V61H74ZM87 62V60L85 61ZM94 62V61H93ZM103 62V61H101ZM108 62V61H107ZM106 62V63H107ZM162 62V61H161ZM116 63V62H115ZM122 63V62H121ZM148 63V62H147ZM165 63V62H164ZM84 64H89V63H84ZM113 64V63H112ZM130 64V63H129ZM133 63L130 64V66H132ZM137 64V63H135ZM141 64V63H140ZM149 64V63H148ZM158 64V63H157ZM162 64V63H161ZM168 64V62L166 63ZM252 64V63H251ZM81 65V63H80ZM79 65V66H80ZM116 65V64H115ZM138 65V64H137ZM165 65V64H164ZM129 66V68H130ZM152 66V65H151ZM160 66V65H159ZM157 66V67H159ZM167 65H165L166 67ZM75 67V65H74ZM73 67V68H74ZM96 67V66H95ZM156 67V68H157ZM163 67V66H162ZM168 67V66H167ZM217 67V68H216ZM253 67V64L251 66V68ZM264 67V66H263ZM124 68V67H123ZM140 68V67H139ZM138 68V69H139ZM161 68V67H160ZM216 68V69H215ZM76 69V68H75ZM111 69V68H110ZM116 69V68H115ZM118 69V67H117ZM144 69V68H141ZM141 69L139 71H141ZM162 69V68H161ZM134 70V68H133ZM159 70V68H158ZM164 70V69H163ZM117 71V70H116ZM135 71H137L135 69ZM137 71V73L139 72ZM144 71V70H143ZM165 71V70H164ZM115 72V71H114ZM134 72V71H133ZM151 72V71H150ZM161 72V70L159 71ZM132 73V72H131ZM136 73V74H137ZM143 73V72H142ZM156 73V72H155ZM250 73V72H249ZM133 74V73H132ZM144 74V73H143ZM147 74V72H146ZM248 74V73H246ZM262 74V73H261ZM135 75V74H133ZM150 75V74H149ZM148 75V76H149ZM138 76V75H137ZM154 76V75H153ZM247 77V76H246ZM94 79V78H93ZM99 79V78H98ZM247 78H245L244 80H246ZM100 80V79H99ZM106 80V79H105ZM165 80V79H164ZM249 80V79H248ZM110 80H108L109 82ZM130 81V80H129ZM132 81V80H131ZM137 81H139V79H137ZM142 81V80H141ZM140 81V82H141ZM162 81V79H161ZM243 81V80H242ZM241 81V82H242ZM73 82V81H72ZM97 82V81H96ZM101 82V81H99ZM106 82V81H105ZM144 82V81H143ZM250 82V81H248ZM74 83V82H73ZM110 83V82H109ZM113 83V82H112ZM155 83V82H154ZM246 83V82H245ZM82 84V83H81ZM97 84V83H96ZM133 84V83H132ZM131 84V85H132ZM222 84V85H221ZM73 85V84H71ZM99 85V83H98ZM112 85V84H111ZM156 85V84H155ZM223 85V87H224ZM243 85V84H242ZM91 84H89L87 86V88H85L86 93H84V95L79 98L77 101H75V111H79L80 110V106L82 105L83 102H86L85 104V108L87 107L88 103H90L92 105L91 102L88 101V96L90 95L91 91H89ZM92 86H93V81H92ZM101 86V85H100ZM99 86V87H100ZM105 86V85H104ZM110 86V84L108 85ZM116 86V85H115ZM150 86V85H149ZM21 87V86H20ZM19 87V88H20ZM67 87V85H66ZM95 87V85H94ZM114 87V86H113ZM117 87V86H116ZM147 87V86H146ZM156 87V86H155ZM23 88V87H22ZM77 88V87H76ZM80 88V87H79ZM83 88V87H81ZM107 88V87H105ZM110 89V87H108ZM112 88V87H111ZM119 88V87H118ZM121 88V87H120ZM119 88V89H120ZM151 88V87H150ZM227 88V89H228ZM240 88V87H237ZM78 89V88H77ZM153 89V88H152ZM4 90V89H3ZM69 90V89H68ZM84 90V89H83ZM96 90V89H95ZM123 90V89H122ZM229 88V92H230ZM235 90V89H234ZM5 91V90H4ZM223 91V89H222ZM226 91V90H225ZM241 91V89H240ZM65 94V91H62ZM117 92V91H116ZM121 92V91H120ZM180 92H183V95L185 98H187L188 102L190 103V105L187 107L186 103H184V99H183V103L182 106H184L183 104L186 105V107L184 106V108L179 107V105H174L173 108H168V105L165 107L167 110H169L168 112L163 111V106H162V110H157L155 108L156 104H159L160 102L163 101L164 97L163 95L166 94L169 96V98H178V95ZM243 92V91H242ZM245 92V91H244ZM3 93V92H2ZM69 93V91H68ZM73 93V92H72ZM77 93V92H75ZM81 93V91H80ZM119 93V91H118ZM224 93V92H223ZM222 93V94H223ZM236 93V92H235ZM78 94V93H77ZM76 94V95H77ZM89 94V95H87ZM127 94V92L125 93ZM241 94V93H240ZM51 95V93H50ZM82 95V94H81ZM237 95V94H236ZM243 95V94H242ZM73 96V95H72ZM75 96V94H74ZM78 96H80L78 94ZM109 96V104L107 105H102V103L106 102V100H103V102L100 104V99L105 98L107 99V97ZM167 96V97H168ZM228 97V95H226ZM245 96V95H244ZM4 97V96H3ZM18 97V96H17ZM24 97V96H23ZM127 97V96H126ZM140 97V96H138ZM137 97V98H138ZM222 97V96H221ZM234 97V96H233ZM231 96V98H233ZM239 97V96H238ZM246 97V96H245ZM1 98V97H0ZM22 98V97H21ZM20 98V99H21ZM76 98V97H74ZM125 98V97H124ZM235 98V97H234ZM233 98V99H234ZM244 98V97H243ZM16 99V98H15ZM25 99V98H24ZM55 99V98H54ZM65 96H62L60 98L61 102H65L64 101ZM139 99V98H138ZM182 99V98H181ZM229 99V97H228ZM227 99V100H228ZM56 100V99H55ZM58 100V101H60ZM70 100V99H69ZM72 100V101H73ZM90 100V99H89ZM102 100V99H101ZM168 100V99H167ZM179 100V99H177ZM176 100V101H177ZM224 100V99H223ZM226 100V99H225ZM232 100V99H231ZM247 100V99H246ZM6 101V100H5ZM20 101V100H19ZM92 101V100H91ZM108 101V100H107ZM230 101V100H229ZM69 102V101H68ZM73 102V103H74ZM233 102V101H232ZM7 103V101H6ZM107 103V102H106ZM220 103V102H219ZM237 103V102H236ZM239 103V102H238ZM5 104V103H4ZM29 104V103H28ZM39 104V103H38ZM61 104V103H59ZM100 104V105H99ZM105 104V103H104ZM172 104H174V101L172 100ZM170 102V105H172ZM225 104V102H224ZM251 104V103H250ZM264 104V103H262ZM47 106L48 108H50V104H48L47 102ZM62 105V104H61ZM248 105V104H247ZM245 104V106H247ZM252 105V104H251ZM255 105V104H254ZM253 105V106H254ZM70 106V105H69ZM225 106V105H224ZM228 106V105H227ZM240 106V105H239ZM250 106V105H248ZM6 107V106H4ZM27 107V106H26ZM31 107V106H30ZM42 107V106H41ZM59 107V106H58ZM90 107V106H89ZM93 107V105H92ZM172 107V106H170ZM242 107V106H240ZM256 107V106H255ZM264 107V106H263ZM29 108V107H28ZM64 108V107H63ZM73 107L71 106V109ZM88 108V107H87ZM159 108V107H158ZM225 108V107H224ZM237 105L233 106L232 104L228 107L227 111L224 112V116L226 119L232 117L235 113ZM2 109V106H1ZM20 109V108H19ZM69 109V108H68ZM239 109V108H238ZM245 109H247L245 107ZM261 109V110H260ZM264 109V108H263ZM11 110V109H10ZM90 110V108H89ZM165 110V109H164ZM240 110V109H239ZM236 110V111H239ZM2 111H7V110H3ZM43 111V110H42ZM86 112V111H85ZM244 112V110H243ZM15 113V112H14ZM29 113V112H27ZM25 113V115L27 114ZM59 114V112H57ZM91 113V112H90ZM222 113V114H221ZM48 114V113H47ZM1 115V114H0ZM8 115V114H7ZM6 115V117H7ZM10 115V114H9ZM8 115V116H9ZM52 115V114H51ZM56 115V114H55ZM78 115V113H77ZM91 115V114H90ZM240 115V114H238ZM4 116V114H3ZM17 116V115H16ZM28 116V115H27ZM82 116V114H81ZM223 116V118H224ZM236 116V115H235ZM30 117V115H29ZM52 117V116H51ZM50 117V118H51ZM58 117V116H57ZM80 117V114H79ZM214 118L215 122H211L212 125L207 124L206 123V118ZM8 118V117H7ZM21 118V117H20ZM48 118V119H50ZM82 118V117H80ZM10 120V118H8ZM24 119V118H23ZM57 119V118H56ZM85 119V117H84ZM82 118V120H84ZM87 119V118H86ZM231 119V118H230ZM247 119V118H244ZM6 120V119H5ZM81 120V119H80ZM89 120V118H88ZM154 120H157L159 123L162 122L163 120H165L166 122L169 123L170 125V129H164L162 125H160L159 131L156 134L154 129H153V122H155ZM213 120V121H214ZM11 121V120H10ZM224 121V120H223ZM232 121V120H231ZM240 121V120H239ZM13 122V121H12ZM57 122V121H56ZM82 122V121H81ZM208 122V121H207ZM227 122V121H226ZM233 122V121H232ZM246 122V121H245ZM244 122V123H245ZM7 123V122H6ZM9 123V122H8ZM165 123V122H164ZM231 123V122H230ZM229 123V124H230ZM58 124V123H57ZM155 125L157 123H154ZM240 124V123H239ZM246 124V123H245ZM163 125H166L163 124ZM168 125V124H167ZM226 125V124H225ZM225 125L223 128H225ZM228 125V123H227ZM241 125V124H240ZM253 125V124H252ZM156 126H159L156 125ZM231 126V124L229 125V127ZM52 127V126H51ZM54 127V126H53ZM52 127V128H53ZM92 127H94L95 131H93L92 133L89 131L90 128L92 129ZM166 127V126H165ZM169 127V126H168ZM242 127V126H241ZM250 129V126L248 127ZM27 129V128H26ZM48 129V128H46ZM54 129V128H53ZM238 129L239 128H235ZM252 129V131H253ZM2 130V129H0ZM242 130V129H240ZM3 131H5L3 129ZM1 131V132H3ZM45 131V130H44ZM226 131V130H225ZM247 131V130H245ZM7 132V131H5ZM10 132V131H9ZM8 132V133H9ZM28 132V131H27ZM43 132V131H42ZM49 132V133H50ZM235 132V131H234ZM233 132V133H234ZM240 132V131H239ZM250 132V131H249ZM257 132V133H256ZM11 133V132H10ZM13 133V132H12ZM11 133V134H12ZM236 133V132H235ZM248 133V132H247ZM252 133V132H251ZM6 134V133H5ZM9 134V135H11ZM16 134V133H15ZM48 134V133H47ZM46 134V135H47ZM230 134V133H229ZM243 134V131H242ZM25 135V133L23 134V136ZM29 135V134H28ZM36 135V134H35ZM42 135V134H41ZM45 135V136H46ZM236 136L239 134H235ZM233 135V136H235ZM245 135V134H243ZM8 136V135H7ZM17 136V135H16ZM33 136V135H32ZM44 136V137H45ZM133 136L138 137L139 138V145H138V149L137 152L142 153L141 156L143 158L146 159L147 161V165L150 166V168L152 169L153 172V176H155L157 179H159L160 184L163 186L161 188H163V190L161 192H157L155 189V186H153V183L151 182V180L153 181V179H149V176H146V174H144V172L141 171V169H136L131 166V161L130 158L133 154L132 152V144L134 143L133 140ZM249 136V135H247ZM246 136V137H247ZM12 137V136H11ZM18 137V136H17ZM26 137V136H25ZM43 137V136H42ZM13 138V137H12ZM16 138V137H15ZM240 138V135L239 137ZM244 138V137H243ZM17 139V138H16ZM228 139V137H227ZM245 139V138H244ZM7 140V139H5ZM9 140V138H8ZM7 140V141H8ZM13 140V139H12ZM43 140V139H42ZM11 141V140H10ZM9 141V142H10ZM19 142V140H17ZM245 141V140H244ZM14 143V141H12ZM16 142V141H15ZM133 142V143H132ZM136 142V141H135ZM17 143V142H16ZM12 144V143H11ZM15 144V143H14ZM86 145L87 149L89 151V153L91 154H95L97 153L98 155H92V157H89L87 160L78 162L76 159L77 155L80 154L83 146ZM134 146V145H133ZM218 150H221L222 148V162L218 163L219 166V170H216L213 165L212 162L209 159V152L212 148L216 147ZM245 146V145H244ZM158 147V149L160 150H165L166 153L171 152V156H168L165 154V156L163 157L162 154H159L161 152H158V150L156 149ZM30 148H34V149H38L35 150L36 153H39V157L36 159L31 158V156H29V154H27L26 152L28 151V149ZM134 148V147H133ZM182 149V151L179 152V154L177 153V149ZM136 149V148H135ZM175 149V150H174ZM33 151V149H32ZM136 151V150H135ZM34 152V151H33ZM212 152V151H211ZM210 152V153H211ZM217 152V151H216ZM248 152V153H247ZM136 153V152H135ZM35 154V152H34ZM84 154V153H83ZM88 154V153H87ZM164 154V153H163ZM243 155L245 156L246 161L250 162L251 165H245L242 166L240 164H238L237 161V155ZM36 155V154H35ZM89 155V154H88ZM135 156V155H134ZM242 156V157H243ZM80 158V157H79ZM134 158V157H133ZM30 159V160H29ZM135 159V158H134ZM36 160V161H35ZM81 160V159H80ZM133 160V159H132ZM32 161V162H30ZM30 162V163H29ZM134 163V162H133ZM132 163V164H133ZM136 163V161H135ZM137 165V164H136ZM8 166V167H10ZM252 168V169H250ZM27 169L26 172H27ZM107 169V170H106ZM113 169V168H112ZM122 169V170H123ZM10 170V168L8 169ZM121 170V171H122ZM126 171V170H125ZM11 172V171H9ZM49 172V171H48ZM109 172V173H108ZM151 172V173H152ZM257 172V173H258ZM8 173V172H7ZM106 173V174H105ZM113 174V173H112ZM24 175H25V171H24ZM23 175V177H24ZM29 175V174H28ZM49 175V174H48ZM114 175V174H113ZM127 175V176H128ZM148 175V174H147ZM12 175H10L11 177ZM22 175H20L21 178ZM31 176V175H29ZM120 176V175H119ZM33 177V176H32ZM123 177V176H122ZM19 177L16 179L18 181V179H20ZM26 178H28L26 176ZM34 178V179H35ZM48 178V179H49ZM126 178V177H125ZM124 178V181H125ZM151 178V177H150ZM257 178V177H256ZM260 178V177H259ZM22 179V178H21ZM25 179V178H23ZM44 179V178H43ZM47 179V180H48ZM118 179V178H117ZM251 179V178H250ZM261 179V178H260ZM12 180V179H11ZM14 180V178H13ZM28 180H32V178L28 179ZM49 180V181H50ZM226 180V181H227ZM248 179H246V182ZM16 181V182H17ZM24 181V180H21ZM27 181V180H25ZM34 181V180H33ZM119 181V180H118ZM122 181V180H120ZM123 181V183H124ZM241 181V182H240ZM262 181V180H261ZM259 180H254L253 182H255V184L253 185L255 190H259V191H263L264 190V183L261 182ZM13 182V181H12ZM31 182V181H30ZM36 182V181H34ZM46 182V181H45ZM48 182V181H47ZM127 181H125L126 183ZM154 182V181H153ZM157 182V181H155ZM20 183V182H18ZM29 183V182H27ZM26 183V186H27ZM33 183V182H32ZM50 183V182H49ZM48 183V184H49ZM58 183V182H57ZM116 182L112 183L113 184V188H112V192H118L119 188L117 189L116 187ZM122 183V182H120ZM124 183V184H125ZM152 183V184H151ZM158 183V182H157ZM195 184V186L198 188L197 190H193V191H187L188 187L190 184ZM229 183V184H230ZM252 183V181H251ZM23 183H21L20 185L17 186H21ZM56 185V183H54ZM123 184V185H124ZM16 185V183H15ZM25 185V184H24ZM23 185V186H24ZM29 185H31V183H29ZM53 185V186H55ZM119 186L121 184H118ZM155 185V183H154ZM157 185V184H156ZM159 185V184H158ZM47 186V184L45 185ZM43 185V189L45 187ZM51 186V185H50ZM50 186L48 188H50ZM111 186V185H110ZM109 186V187H110ZM122 186V185H121ZM186 186L188 187L186 189ZM194 186V187H195ZM246 186V185H245ZM243 185V187H245ZM248 188H250L249 183H248ZM246 186V187H247ZM32 187V185H31ZM35 187H38L37 184ZM55 187H59V186H55ZM64 187V188H65ZM112 187V186H111ZM195 187V188H196ZM233 187V188H234ZM242 187V188H243ZM244 188V190L246 192H249L250 195L249 197H251V195H253V191H250L248 188ZM1 188V187H0ZM23 188V187H22ZM20 188V189H22ZM27 188V187H26ZM39 188V187H38ZM54 188V187H53ZM52 188V189H53ZM60 188V187H59ZM75 188V189H76ZM17 189V187H16ZM30 189V187H29ZM62 189V188H61ZM68 189V188H67ZM78 189V188H77ZM105 189V192H106ZM121 189V188H120ZM160 189V188H159ZM158 189V190H159ZM194 189V188H192ZM247 189V190H246ZM15 190V191H14ZM24 190V189H23ZM27 191V189H25ZM33 190V189H30ZM38 190H41L38 189ZM49 190V189H48ZM71 191V188L69 189ZM68 190V191H69ZM181 191L184 192H188L185 195H183L184 193H180ZM191 190V189H189ZM19 191V190H18ZM25 191L24 195L27 194ZM36 191V190H35ZM44 191V190H42ZM57 191V190H56ZM73 191L76 190H72L70 193H72ZM78 191V190H77ZM76 191V192H77ZM121 191V190H120ZM120 191L118 193H120ZM159 193V194H157ZM244 191V192H245ZM0 192V194H1ZM21 192V191H19ZM24 192V191H23ZM29 192V191H28ZM31 192V191H30ZM29 192V193H30ZM80 192V191H79ZM77 192V193H79ZM31 193H34L31 192ZM37 193V192H36ZM35 193V194H36ZM46 193V191H45ZM49 193V192H48ZM59 193V192H58ZM65 193V192H64ZM104 193V191H103ZM21 194V193H20ZM19 194V195H20ZM23 194V193H22ZM67 194V191H66ZM74 196H75V192H73ZM81 194V193H80ZM105 194V193H104ZM108 194V193H107ZM29 195V194H27ZM26 195V196H27ZM31 195V194H30ZM41 195V194H40ZM52 195V194H51ZM54 195V194H53ZM62 195V193H61ZM72 196V194H70ZM79 195V194H78ZM93 195V197H92ZM106 195V194H105ZM110 195V193H109ZM113 195V194H112ZM18 196V195H17ZM22 196V195H21ZM36 196V195H35ZM39 196V195H38ZM36 196V197H38ZM42 196V195H41ZM50 196V195H48ZM77 196V194H76ZM82 196V195H81ZM116 196V195H115ZM115 196H109V197H113L115 198ZM120 196V194H119ZM118 196V197H119ZM25 197V196H23ZM40 197V196H39ZM46 197V196H45ZM53 197V196H52ZM58 197V196H57ZM73 197V196H72ZM71 197V198H72ZM108 197V196H107ZM31 198V197H30ZM42 198V197H40ZM47 198V197H46ZM49 198V197H48ZM61 198V197H60ZM63 198V197H62ZM61 198V199H62ZM64 198H65V194H64ZM102 198V197H101ZM117 198V197H116ZM116 203H117V200ZM251 198H254L251 197ZM21 199V197H20ZM43 199V198H42ZM59 199V198H58ZM74 199V197H73ZM76 199V198H75ZM99 199V198H98ZM120 199V198H119ZM18 200V198H17ZM24 200V199H23ZM27 200V199H26ZM39 200V199H37ZM55 200V199H54ZM104 200V198H103ZM108 200V199H107ZM255 200V199H253ZM41 201V200H40ZM52 199L49 200H45L42 203L41 208H43L45 211L44 213H46L48 219H52L55 216V211H56V206L54 205V203L52 202ZM60 201V200H59ZM100 201V200H98ZM111 201V200H110ZM22 202V201H21ZM20 202V203H21ZM30 202V201H29ZM61 202V201H60ZM59 202V203H60ZM73 202V200H72ZM80 202V201H79ZM119 202V201H118ZM253 202V201H252ZM255 202V201H254ZM16 203V201H15ZM19 203V201H18ZM25 203V202H24ZM27 203V202H26ZM25 203V204H26ZM32 203V202H31ZM38 203V202H37ZM34 204V205H38V204ZM68 203V201H67ZM81 203V204H83ZM122 203V202H121ZM2 204V203H1ZM23 204V205H25ZM104 204V203H103ZM107 204V201H106ZM113 204V200L112 203H110V205ZM134 205V211L133 213L129 210V208L131 207V205ZM4 205V204H3ZM15 206V204H13ZM12 205V206H13ZM23 205H21L20 207H23ZM29 206H31L28 203ZM78 205V204H77ZM80 205V204H79ZM84 205V204H83ZM97 205V204H96ZM108 205V204H107ZM109 205V206H110ZM114 205V204H113ZM119 205V204H118ZM194 206V210L190 211V212H185L184 213V209L188 206ZM1 206V205H0ZM5 206V205H4ZM19 206V205H18ZM27 206V205H26ZM100 205H98L99 207ZM120 206V205H119ZM118 206V207H119ZM123 206V205H122ZM122 206L121 210H122ZM3 207V206H2ZM40 207V206H39ZM59 207V206H58ZM106 207V205H105ZM112 207V205L110 206ZM123 207V208H124ZM201 207V206H200ZM226 207V205H224V208ZM14 208V207H13ZM39 208V209H41ZM82 208V207H81ZM86 208V207H85ZM84 208V209H85ZM113 208V207H112ZM111 208V209H112ZM132 208V207H131ZM9 209V208H7ZM23 209V208H22ZM25 209V207H24ZM23 209V210H24ZM83 209V208H82ZM115 209V208H114ZM10 210V209H9ZM38 210V209H37ZM120 210V209H119ZM5 211V210H4ZM7 211V210H6ZM5 211V212H6ZM22 211V210H21ZM26 210H24L23 212H25ZM86 211V210H85ZM101 211H103L101 209ZM2 212V211H1ZM13 212V211H12ZM3 213V212H2ZM10 213V212H9ZM38 213L42 214V211ZM107 213H110L109 211H107ZM113 213V212H112ZM116 213V211H115ZM139 213V212H138ZM143 213V212H142ZM140 213L142 216L143 214ZM1 214V213H0ZM4 214V213H3ZM7 214V213H6ZM12 214V213H10ZM9 214V215H10ZM30 214V212H29ZM145 214V213H144ZM227 212L224 209V212L222 215L216 217L214 219V221H216L218 224H222L225 220H229V216H227ZM14 215V213H13ZM16 215V213H15ZM32 215V214H31ZM36 215V214H34ZM43 215V214H42ZM114 215V213H113ZM4 216V215H3ZM11 216V215H10ZM29 216V215H28ZM88 216V215H87ZM88 216V217H89ZM105 216V215H104ZM112 217V215H109V217ZM8 217V216H7ZM45 217V218H47ZM100 217V216H99ZM102 217V215H101ZM146 217V216H145ZM4 218V217H1ZM6 218V217H5ZM30 218V217H29ZM43 218V217H42ZM7 219V218H6ZM9 219V218H8ZM11 219V218H10ZM19 219V218H18ZM17 219V221H19ZM57 219V218H56ZM90 219V218H89ZM94 219V220H95ZM120 219V218H119ZM118 219V220H119ZM12 220V219H11ZM20 220H23L20 218ZM27 220V219H26ZM144 220V218L142 219ZM5 221V219H4ZM10 221V220H9ZM49 221V220H48ZM55 221V220H52ZM58 221V220H57ZM91 221V220H90ZM97 221V220H96ZM94 221V222H96ZM101 221V220H99ZM1 222V221H0ZM6 222V221H5ZM11 222V221H10ZM44 222V221H43ZM119 222V224H120ZM143 222V221H142ZM146 222V220L144 221ZM9 223V222H7ZM13 223V222H12ZM10 223V224H12ZM18 223V222H17ZM23 223V222H22ZM53 223V222H50ZM101 223V222H100ZM116 223V222H115ZM138 223V222H137ZM147 223V224H148ZM14 224V223H13ZM19 224V223H18ZM46 227L48 226L47 223ZM55 224V223H54ZM59 224V223H58ZM98 224V223H97ZM139 224V223H138ZM2 225V223H1ZM0 225V226H1ZM8 225V224H7ZM25 225V224H24ZM23 225V226H24ZM93 225V223H92ZM96 225V223H95ZM100 225V224H99ZM145 225V224H144ZM14 226V225H11ZM21 226V224L19 225ZM18 226V227H19ZM27 226V225H26ZM44 226V223H43ZM51 226V225H50ZM56 226V224L54 225ZM97 226V225H96ZM49 227V226H48ZM47 227V229H48ZM53 227V226H52ZM51 227V229H52ZM121 227L123 228V226L121 225ZM126 227V226H125ZM128 227V226H127ZM2 228V227H1ZM0 228V264H69L73 261H77L78 259H80V255L82 257V254L79 251V247L78 249L73 246L74 248H70L72 249V251H67L69 249H62V244H60L59 246L56 247V253L53 254L52 250H48L47 249V245H46V240L45 238L41 237V243H40V247H35L34 246H30L26 244V241H28V239H24L23 237L26 234H23L24 236L19 237L20 234H17L16 229L12 230V231H6L7 233H3V236L1 235L2 231ZM5 228V227H4ZM10 228V226H9ZM17 228V227H16ZM22 228V226H21ZM56 228V227H55ZM59 228V227H58ZM97 228V227H96ZM121 228V229H122ZM129 228V227H128ZM140 228V227H139ZM163 228V227H162ZM166 228V229H169ZM7 229V228H6ZM13 229V228H12ZM46 228L44 227V230ZM125 229V228H124ZM186 229V228H185ZM8 230V229H7ZM22 230V229H20ZM19 230V231H20ZM55 231V229H52ZM160 230V228H159ZM164 230V229H163ZM24 231V230H23ZM21 231L22 233H25ZM49 231V230H48ZM58 231V229H57ZM98 231V230H97ZM108 231V230H107ZM124 231V230H123ZM157 231V230H156ZM50 232V231H49ZM96 232V231H95ZM126 232V229H125ZM132 232V231H131ZM55 233V232H54ZM99 233V232H98ZM97 233V234H98ZM103 233V232H102ZM116 233V232H115ZM135 233V231H134ZM139 233V234H138ZM158 234V232H156ZM165 233V232H164ZM14 234V235H13ZM17 234V235H16ZM51 234V233H50ZM53 234V233H52ZM57 234V233H56ZM96 234V233H94ZM93 234V235H94ZM100 234V233H99ZM98 234V236H100ZM123 234V233H122ZM121 234V235H122ZM155 234V233H154ZM41 235V233H40ZM45 235V234H44ZM60 235V234H58ZM91 235V234H90ZM102 235V234H101ZM132 235V233H131ZM43 236V235H42ZM48 236V235H47ZM46 236V237H47ZM53 236V235H52ZM57 236V235H56ZM55 236V238H56ZM107 236V235H106ZM156 236V235H155ZM217 234L215 232H212L210 234V240H213L214 238H216ZM28 237V236H27ZM31 237V236H30ZM36 238V236H33ZM103 237V236H102ZM165 237V236H164ZM218 237V236H217ZM39 238V236H38ZM50 238V237H49ZM96 238V237H95ZM100 238V237H99ZM122 238V237H121ZM145 238V237H144ZM62 239V238H61ZM98 239V238H97ZM111 239V238H110ZM118 239V238H117ZM130 239V238H129ZM147 239V238H146ZM154 239V238H153ZM31 240V239H29ZM94 240V239H93ZM102 240V239H101ZM100 240V241H101ZM119 240V239H118ZM126 240V239H125ZM155 240V239H154ZM36 241V240H31ZM38 241V240H37ZM63 241V240H62ZM65 241V240H64ZM63 241V242H64ZM117 241V240H116ZM124 241V240H123ZM151 241V240H150ZM30 242V241H29ZM68 242V241H65ZM71 242V241H70ZM69 242V243H70ZM76 242V241H75ZM106 242V241H105ZM105 242H103L104 246H105ZM153 242V241H152ZM151 242V243H152ZM31 243V242H30ZM37 242H35L36 244ZM39 243V242H38ZM54 243V242H53ZM68 243V244H69ZM74 243V242H73ZM71 243V244H73ZM93 243V242H91ZM120 243H121V239H120ZM136 243V242H135ZM57 245V243H55ZM65 244V243H64ZM67 244V243H66ZM65 244V245H66ZM102 244V243H101ZM100 242L99 245L101 246ZM128 244V243H127ZM145 244V243H144ZM75 245V244H74ZM82 245V244H80ZM96 245V244H95ZM124 245V244H123ZM148 245V244H147ZM70 246V245H69ZM141 246V245H140ZM65 247V246H64ZM130 247H132L130 245ZM50 248V247H49ZM68 248V247H66ZM103 248V247H101ZM135 248V247H134ZM151 248V247H150ZM60 250V253H57V250ZM81 249V247H80ZM105 249V248H104ZM103 249V250H104ZM120 249V248H119ZM130 249V248H129ZM143 249V248H142ZM152 249V248H151ZM144 250V249H143ZM106 251V250H105ZM82 252V251H81ZM84 253V252H83ZM88 253V252H87ZM120 253V252H119ZM125 253V252H123ZM127 253V252H126ZM102 254V253H101ZM130 254V253H129ZM85 255V254H84ZM119 255V254H118ZM86 256V255H85ZM84 256V257H85ZM122 256V255H121ZM129 256V255H128ZM102 257V256H101ZM104 257V256H103ZM118 257V256H117ZM133 257V256H132ZM142 257V256H141ZM120 258V257H119ZM125 258V257H124ZM83 259V258H82ZM102 259V258H101ZM118 259V258H117ZM121 259V258H120ZM157 259V258H156ZM41 260H43V262H41ZM100 260V259H99ZM134 260V259H132ZM138 260V259H137ZM79 261V260H78ZM98 261V260H97ZM81 261H79L80 263ZM94 262V261H93ZM122 262V260H121ZM126 262V261H125ZM137 262V261H136ZM107 263V262H106ZM118 263V261H117ZM130 263V262H129ZM141 263V262H140ZM161 263V262H160ZM156 264V262H155Z\"/></svg>", "mask_w": 264, "mask_h": 264}]
</instances>
